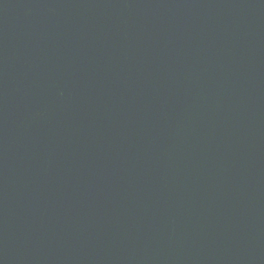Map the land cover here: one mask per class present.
Listing matches in <instances>:
<instances>
[{
	"label": "water",
	"instance_id": "water-1",
	"mask_svg": "<svg viewBox=\"0 0 264 264\" xmlns=\"http://www.w3.org/2000/svg\"><path fill=\"white\" fill-rule=\"evenodd\" d=\"M0 264H264V0H0Z\"/></svg>",
	"mask_w": 264,
	"mask_h": 264
}]
</instances>
